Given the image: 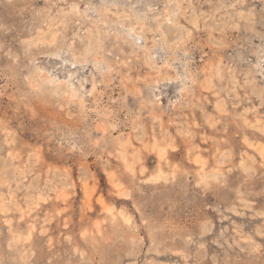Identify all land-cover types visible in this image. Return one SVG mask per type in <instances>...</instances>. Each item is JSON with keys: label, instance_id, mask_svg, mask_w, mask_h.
Masks as SVG:
<instances>
[{"label": "rangeland", "instance_id": "374dc122", "mask_svg": "<svg viewBox=\"0 0 264 264\" xmlns=\"http://www.w3.org/2000/svg\"><path fill=\"white\" fill-rule=\"evenodd\" d=\"M0 264H264V0H0Z\"/></svg>", "mask_w": 264, "mask_h": 264}]
</instances>
